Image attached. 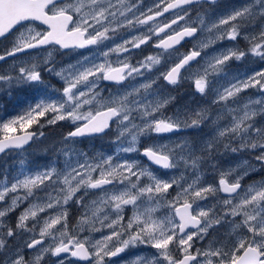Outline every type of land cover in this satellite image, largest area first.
<instances>
[{
	"label": "snow or ice",
	"instance_id": "1",
	"mask_svg": "<svg viewBox=\"0 0 264 264\" xmlns=\"http://www.w3.org/2000/svg\"><path fill=\"white\" fill-rule=\"evenodd\" d=\"M198 3L199 0H160L154 8L136 15V5H128L126 0H0V38H7L13 29L19 32L12 48L0 54V61L45 46L99 48L121 28L149 25L146 34L134 35L74 64L57 67L49 52L40 62L19 66L15 76L0 74V82L34 87L38 93L35 103L23 114L0 121V154L22 149L33 140L37 134L28 129L48 113L53 114L49 124L63 120L80 122L65 136L66 145L78 137L115 128L113 143L117 146L115 154L93 157L82 151L76 154L73 148L66 147L62 150L63 164L58 160L42 169L22 168L11 178L7 172L0 176V227L4 228L0 250L9 248V238L19 234L16 229L31 232L30 220L37 221L40 213L57 209L39 228V238L25 243L26 248L39 253L35 264H40L46 254L59 258V264H65L68 257L87 264H109L111 258L138 245L156 251L150 257L137 256L131 264H264V180L242 183L245 177L264 168V125L257 123L258 117H264V69L232 75L230 79L228 71L230 62L249 56L264 61V25L255 34L244 31L257 18L264 19V0H249L210 22L204 17H199L195 24L186 22L155 42L153 47L161 51L143 60L133 63L130 55H125L186 20L187 6ZM207 3L214 5L216 0ZM174 9H181L183 14L155 27L150 24ZM34 22L47 26L46 30L32 27ZM202 30L211 33V37L180 53L176 46ZM240 38L248 41L247 49L233 46L217 50L189 73L197 93L211 94L212 106L219 107L215 111L206 107L167 114L164 110L175 97L161 96L155 88L157 80L179 85L186 78L183 73L203 58L207 48ZM113 54L123 57L117 66L109 59ZM173 57L167 71L154 79H144L162 60ZM44 73L57 78L62 87L57 89L46 82ZM218 79L226 83L218 84ZM137 80L142 82L131 83ZM105 83L118 86V90L105 96L101 87ZM248 89H256L262 95L242 102L240 94ZM85 106L87 109L82 110ZM205 125L213 131L200 145L189 139L141 145L142 139L162 138ZM39 135L43 136V132ZM221 149L234 154L253 152L255 163L243 161L239 171L241 165L219 171L212 164L210 167L217 171L219 179L214 184L203 182L204 166ZM134 153L144 157L149 165L175 174L168 178L157 175L148 165L132 159ZM120 155L126 158L118 159ZM173 189L175 195L170 192ZM89 193H95L97 199L86 202ZM220 193L223 196L218 198ZM210 198L216 204L205 207L203 202ZM25 201L28 206L19 214L15 228L7 226L5 217ZM72 201L86 209L78 221L81 231H101L106 227L110 234L92 241L88 236L81 238L71 233L67 206ZM128 206L133 213L125 222L124 209ZM162 208L167 211L158 215ZM97 222L101 228L96 227ZM225 224L232 229L228 237L230 246L217 242L207 248H194V241H203L211 229ZM45 238L52 241L46 247ZM2 264L33 262L12 249V255Z\"/></svg>",
	"mask_w": 264,
	"mask_h": 264
},
{
	"label": "rangeland",
	"instance_id": "2",
	"mask_svg": "<svg viewBox=\"0 0 264 264\" xmlns=\"http://www.w3.org/2000/svg\"><path fill=\"white\" fill-rule=\"evenodd\" d=\"M159 18V17H158ZM155 22H150V24L155 27L159 24V19ZM149 25H145L143 33L148 30ZM256 33V32H255ZM212 34H210L211 37ZM213 54V53H212ZM131 58V57H130ZM123 59V58H121ZM264 68L257 69L255 71L261 70ZM231 74L229 76V79L232 75H245L250 74L252 71H240V70H228ZM159 71H152L151 73H146L144 79L148 78H156L159 76ZM58 79L55 78V82L52 80H46V82L51 83L55 86V88L60 89L62 86L59 85ZM142 81H132V84H136ZM128 83V82H127ZM226 83L223 79H218V84H224ZM161 86V85H160ZM118 89H116L113 93H115ZM249 91L242 92L240 94V100L247 101L248 99H255L260 97L262 94L256 90V89H248ZM11 91V90H10ZM7 91V92H10ZM156 91H158L161 96L167 97L172 96L174 97V94L169 90H164L163 85L161 88H156ZM31 97L28 101L25 102L24 105H21L20 108L14 106L13 109H9V106H6L5 104H2L4 109L0 108V121H5L9 118H15L18 115L23 114L29 105H32L35 103V98L38 95L37 90L33 87L31 90ZM103 94L107 96L104 92ZM197 94V92H196ZM198 98H200L201 104L197 102V99L194 101V103L198 104H184V106H179L176 108V106L172 103H170L167 108L164 110L167 114L171 115L174 113H185V112H192L193 110H198L200 108H206L210 107L213 111L216 110L219 106H212L211 102L213 100V96L211 94L206 96H201L198 94ZM21 102L25 101L24 99L20 100ZM186 101V99H185ZM88 106H85L86 110ZM4 114V116H3ZM13 115V117H12ZM52 113H48L44 117H39V123H34L28 131H35L37 132L36 136L34 137L33 142H31L28 146L24 147L23 149H20V151H13L11 153L5 154L3 157L0 158V176H2L5 172L8 173L9 177H14L18 175L22 168L24 169H35L37 167L44 168L45 165L50 163H56L59 160L60 164H63L64 157L62 155V150L66 147H71L74 149L75 153L78 154L79 152H85L88 154L89 157L98 156L100 154L108 155V154H115L116 153V145L113 143V140L115 138V128L110 130L111 136L99 139L98 141L94 142H85L86 148H76L77 145L80 143L76 140L71 145H66L64 142V138L69 132L68 128H72L73 126H76L80 122L73 123L70 120H63V121H57L55 124H49L48 120L52 118ZM257 123L259 125H264V117H258ZM63 127V131L62 128ZM212 127L209 125H205L201 129H187L185 131H181L179 133H172L167 134L164 137H152L149 139H142L141 145L146 146L148 144L153 143L154 141L157 143H169L172 144L178 139H189L193 142H195L197 145H200L203 141H205L207 138H209L212 135ZM43 132V136H40L39 133ZM17 133H19V129L17 130ZM52 133V136L49 137V135ZM57 143V144H56ZM51 147H56L54 150H51ZM49 150L51 152L49 153ZM87 150V151H86ZM255 153L249 152V151H241L239 153H231L224 151L223 149L220 150L218 154L214 156L213 159H211L208 164H206L203 168V182L214 184L218 181L219 177L216 170H213L210 165L215 164L217 165V168L219 171H224L229 168H236L237 165L243 166V161H249L250 163H255L254 160ZM126 158L123 155H120L118 159H124ZM132 159L138 160L140 163L148 165L152 168V170L159 176H162L164 178H168V176L174 175L175 173L169 171L166 173V170L158 169L154 165H149V162L142 156H138L137 154H131ZM21 161L24 162L23 165H21ZM114 162H116L114 160ZM254 174L245 177L244 181L242 183L249 184L253 181L258 180H264V168H261L259 171L255 172ZM172 195H175V189L170 190ZM81 193H77V195H80ZM223 194H218V198L222 197ZM97 199V195L95 193H89L87 197H85L86 202H90L91 200ZM75 201H72L67 206L68 208V224H69V231L73 234L79 235L81 238L84 236H88L90 240L94 241L97 239H101L104 235L110 234V229L104 227L101 229V231H92L91 229H85L84 231H81L78 227V221L80 220L81 215L86 211L84 207H81L80 205L74 206ZM204 206L207 207L208 205H215L216 200L209 199L208 201L203 202ZM28 206V202L25 201L20 207H18L15 211L11 212L7 217H5L6 225L12 228H15L18 220L19 214ZM73 208H75L74 215L71 214L73 212ZM72 209V211H71ZM57 209H49L44 213H40L39 217L37 218V221H29V226L33 228L31 232L29 231H23L16 229V231L19 233L17 236L14 237V240H10L9 238V248L5 250H0V262H3V260H6L10 255H12V249H15L20 254L24 253L25 243L32 239L33 237L38 238L39 228L43 225L44 220L47 219L49 216L54 215L56 213ZM71 211V212H70ZM167 210L160 209L157 213L158 215H163ZM133 213V209L131 206H128L124 209V217L125 222L128 218L131 217ZM77 216V221L70 223L69 218L72 216ZM71 216V217H70ZM75 218L73 217L72 220ZM11 224V225H10ZM97 228H101V225L97 222L96 223ZM232 232V229L229 225H221L214 229H211L209 232V235L205 237L203 241H194V248H207L210 244H215L217 242H222L227 245H231V239H229V235ZM4 228L0 227V235H3ZM236 237H232V239H235ZM44 246H48L52 241L51 238H45ZM40 246H38L39 248ZM138 248V250L134 251L132 249ZM149 249V250H147ZM128 250H132V254L128 256L130 259L128 262H132L134 258L137 256H143V257H150L155 253V249H152L145 245H138L135 247H129L125 250L124 253H128ZM155 250V251H154ZM10 251V253H9ZM30 260H32L33 264H35V257L39 254L37 249H32L29 251ZM25 254V253H24ZM122 254V253H121ZM120 254V255H121ZM119 255V256H120ZM26 256V255H25ZM118 257V256H117ZM52 256L50 254L44 255L43 259L40 261L42 263L43 261H46L50 264H59V259L52 260Z\"/></svg>",
	"mask_w": 264,
	"mask_h": 264
},
{
	"label": "flooded vegetation",
	"instance_id": "3",
	"mask_svg": "<svg viewBox=\"0 0 264 264\" xmlns=\"http://www.w3.org/2000/svg\"><path fill=\"white\" fill-rule=\"evenodd\" d=\"M168 2H171V0H168ZM248 2L249 0H216V3L214 5H210L209 3H207V0H202L199 1V3L196 5L187 6L189 8V17L186 18V20L179 21L178 24L172 26V29L166 30L165 33H160L159 36L154 35L152 40L149 41L148 44L141 46V48L139 49H134L130 54H125V55H130L133 63L139 60H143L146 56L154 55L157 52L161 51L160 49L153 47V44L155 42H158L159 39L163 38L166 34H171L173 30H179L185 25L186 22L192 24L198 23L199 17H204L206 22H210L226 14L233 8L240 7ZM126 3L128 5H136V8L133 9V12L136 15H139L140 11L146 12L148 8H154L156 4L160 3V0H126ZM160 6L162 8L164 4L161 3ZM137 9H139V11H137ZM182 14L183 12L181 11V9H174L173 11H169L165 13L163 16H160L158 18L159 24L170 22L171 19L175 18L176 15H182ZM129 15L131 16L132 14L130 13ZM262 25H264V19L257 18V20L253 21L252 25L245 28L244 31L249 34H255V32L257 33L260 30V27ZM32 27L44 31L46 30L47 26L42 25L39 22H34L32 24ZM144 28L145 25H136L135 28H121L113 36L111 40L106 41L99 48L93 47L91 49H60L59 46H45L39 49L29 50L25 53L18 54L16 57H11L5 61H0V74H8L15 76L16 69H18L19 66L26 64L30 61L40 62L48 57L49 52L52 53L51 58L55 61L57 67L74 64L77 60H82L83 57L86 55L91 56L95 53L102 52L106 50L108 47H113L116 44L121 43L125 39H130L134 35L146 34L148 30H146L143 33L142 31L144 30ZM23 30L24 29H20V31ZM210 34L211 33H208L206 30L199 31L195 37L186 38L184 41L181 42V44L177 45L176 47L179 49L180 53H186L194 45H196L198 41H204L210 38ZM18 35L19 32L17 31V29H13V31L7 36V38H0V54H4V52L12 48L13 44L15 43L16 37ZM233 46H238L241 49H247L248 41L244 38H240L235 42L225 40L223 42H217L214 45H211L202 53L203 58H198L197 61L193 62L192 68L189 69L188 72L183 73V75L186 78L182 80V82L179 85L171 86L168 85L163 79H159L157 80V84L155 88L158 87L161 88V86L163 85L164 90L171 91L175 97L173 104L176 106V108H178L179 106H184V104H188V105L198 104V103L201 104L200 98H198L199 93L196 94L197 91L195 90L194 83L192 82V78L190 77L189 73L196 71L197 68L200 67V65H203L205 60L208 59V56L210 54L215 53L217 50L222 51L225 48L233 47ZM121 58L123 57H118L115 54L109 57V59L113 62L114 66H117L118 60H120ZM174 59L175 58L173 57L172 60H168V59L162 60L161 64L156 66V68H154L153 71H159L160 73L167 71L168 67L174 61ZM260 68H264V61H261L257 57L249 56L242 61L230 62L228 70L237 69L240 71L246 70V71L254 72L255 70ZM44 78L45 80H52L55 82V78L49 75L48 73H44ZM58 83L59 85L62 86V83L60 81H58ZM101 87L103 89V92L107 96L109 94H112L116 89H118V86L110 83L102 84ZM32 89L33 87L30 86H12L7 84L6 82H0V94L5 93V97L3 96L2 98H0V108L4 109L2 104H5L6 106H9V109H13L14 106L18 107L19 109L20 106L24 105L25 101L28 100V98L30 97V92ZM21 99H24L25 101L21 102L20 101ZM196 99L198 103H194ZM75 127L76 126H73L72 128H68L69 132L72 131ZM33 132L37 133L35 131ZM51 136L52 134L49 135V137ZM110 136L111 133L110 130H108L100 135L78 137L75 140L81 144L82 148H86V145L84 144L85 142H94V141H98L99 139ZM253 174L255 175V173ZM45 242L46 241H44V243ZM30 250L32 249L24 248L25 254L22 253V255L25 257L26 261L32 262V260H30V256H28ZM132 250L136 251L138 250V248L136 249L133 248ZM132 250H128L127 254L123 252L120 256L111 258L109 264H131L130 262H128L130 260L128 256L132 254L131 253L133 252ZM57 259L59 258L52 256L51 261ZM0 264H2V262H0ZM40 264H50V263L43 261ZM65 264H87V262L78 261L76 258L68 257L67 259H65Z\"/></svg>",
	"mask_w": 264,
	"mask_h": 264
},
{
	"label": "trees",
	"instance_id": "4",
	"mask_svg": "<svg viewBox=\"0 0 264 264\" xmlns=\"http://www.w3.org/2000/svg\"><path fill=\"white\" fill-rule=\"evenodd\" d=\"M5 97V93L4 94H0V98H2V97ZM78 142V141H77ZM57 144V143H56ZM82 146H81V144H79V145H77L76 146V148H81ZM56 147H51L50 149L51 150H54ZM51 150H49V153L51 152ZM74 204V206H76L77 205V203H73ZM71 211H72V209H71ZM70 211V212H71ZM74 213H75V208H73V212L71 213V214H73L74 215ZM75 218L74 220H72V218ZM75 221H77V216L75 215V216H72L71 218H70V223L72 224V222H75Z\"/></svg>",
	"mask_w": 264,
	"mask_h": 264
},
{
	"label": "water",
	"instance_id": "5",
	"mask_svg": "<svg viewBox=\"0 0 264 264\" xmlns=\"http://www.w3.org/2000/svg\"><path fill=\"white\" fill-rule=\"evenodd\" d=\"M199 1H202V0H199ZM170 11H173V10H170ZM186 39V38H185ZM32 142V140L28 143V144H26L24 147H26V146H28L30 143ZM23 147V148H24ZM1 155V154H0Z\"/></svg>",
	"mask_w": 264,
	"mask_h": 264
}]
</instances>
